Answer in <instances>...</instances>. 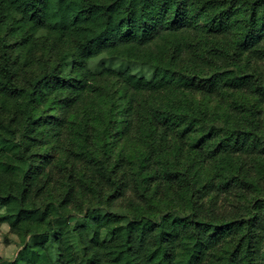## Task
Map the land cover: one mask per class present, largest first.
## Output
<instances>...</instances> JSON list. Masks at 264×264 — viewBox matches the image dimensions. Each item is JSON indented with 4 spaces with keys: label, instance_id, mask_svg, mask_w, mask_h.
Instances as JSON below:
<instances>
[{
    "label": "trees",
    "instance_id": "trees-1",
    "mask_svg": "<svg viewBox=\"0 0 264 264\" xmlns=\"http://www.w3.org/2000/svg\"><path fill=\"white\" fill-rule=\"evenodd\" d=\"M101 53L152 75L94 71ZM253 58L264 59V0H0V226L19 239L0 264L74 263L72 233L85 264H264V174L222 166L250 154L264 173L259 118L206 128L178 103L148 106L184 90L250 88L264 100ZM120 140L127 162L110 155ZM201 153L221 164L218 182H201ZM238 186L255 200L232 217L218 195L204 202ZM118 201L126 214L103 209ZM72 206L83 222L70 224Z\"/></svg>",
    "mask_w": 264,
    "mask_h": 264
},
{
    "label": "rangeland",
    "instance_id": "rangeland-1",
    "mask_svg": "<svg viewBox=\"0 0 264 264\" xmlns=\"http://www.w3.org/2000/svg\"><path fill=\"white\" fill-rule=\"evenodd\" d=\"M249 66L250 68L255 66L254 68L264 74V59L253 58L249 61ZM89 67L94 71H99L102 67H110L116 70L129 68L133 73L137 75H143L147 78L152 75V68L149 64L128 61L124 58L118 56H110L105 53H101L96 57H93L89 61ZM110 88H112V90L114 91L116 90V88H118V85L114 84L113 80H110ZM168 101L178 103L181 107H185L183 111H187L189 109L190 112H193L195 114L196 112L202 114V116L206 120V128H209V126L211 125H214L216 127H229L232 123H226V121L230 118L232 122L238 121L240 119L242 122V128H248L250 122L248 124L247 122L248 120H251L252 117L255 119L259 118V126L263 127L264 125V100H261L255 94H253L250 88H243L239 90L225 88L210 93L209 95L200 92L198 93L195 91L191 92L189 90L164 92L161 94H157L155 97L150 99V103L148 106L165 107V102ZM238 103L242 104V106L246 108V111L242 112L240 107L238 106ZM225 113L226 115H224ZM171 134L173 133H169L168 135ZM173 136L176 137L175 135ZM196 137L197 136L193 134L184 137L182 139L184 146L188 148L191 147V144ZM125 141L120 140L114 144L115 149L110 153V155L114 159L117 158L118 155H121L123 156L124 161L127 162L129 160L127 159V156L131 152ZM224 158L225 159L222 166L228 167L235 171L239 169L240 164L248 168L250 173H248L246 176H241L243 179L251 178L250 176L255 177L264 174L261 169L254 163L253 155L240 154L238 157L237 155H233L225 156ZM236 158L238 161L235 164L233 160L235 161ZM197 160L199 161H197V163L203 161V164L206 166V168L202 170V174L204 175L203 177H201L202 183L205 179H207V176L205 175L210 174V176L208 177H211V179H214L218 176V168L219 166H221V164L217 159L210 161L206 158L205 153H201ZM262 166H264V164H262ZM210 168L217 169V175H214ZM121 172L122 170L119 171V174H121ZM239 173L242 175L243 171L241 170ZM215 182H218L217 178L215 179ZM213 195H218L216 199L217 203H215V206H217V208L222 210L224 213H227L228 217H232L231 209L233 207H236L237 205L241 206L242 204L247 202L252 203L255 200V195L246 192L240 186L236 188H231L230 190H227L225 192H222V190L215 189L206 197L204 202L206 204L213 205ZM233 197L235 198V200ZM121 204L122 202L120 201H118L116 205L111 206L103 204V209H110L126 214L127 211ZM3 212L4 209L0 207V213ZM70 212V224L83 222V213L80 212V209L78 207L72 206ZM71 241L73 244V251L77 255V259L74 263L71 264H85L84 259L82 257L81 245L79 244L77 237L74 233H72L71 235ZM18 248V237L15 234L9 232L8 225L6 223H2L0 226V257L3 259H5V256L14 257ZM48 250L53 259H55L56 250L52 237L48 242Z\"/></svg>",
    "mask_w": 264,
    "mask_h": 264
},
{
    "label": "clouds",
    "instance_id": "clouds-1",
    "mask_svg": "<svg viewBox=\"0 0 264 264\" xmlns=\"http://www.w3.org/2000/svg\"><path fill=\"white\" fill-rule=\"evenodd\" d=\"M13 257H11V256H5V259H12Z\"/></svg>",
    "mask_w": 264,
    "mask_h": 264
}]
</instances>
